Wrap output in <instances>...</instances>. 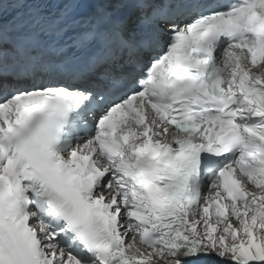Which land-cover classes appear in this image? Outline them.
<instances>
[{
	"label": "snow or ice",
	"instance_id": "snow-or-ice-1",
	"mask_svg": "<svg viewBox=\"0 0 264 264\" xmlns=\"http://www.w3.org/2000/svg\"><path fill=\"white\" fill-rule=\"evenodd\" d=\"M0 264H264V0H0Z\"/></svg>",
	"mask_w": 264,
	"mask_h": 264
}]
</instances>
